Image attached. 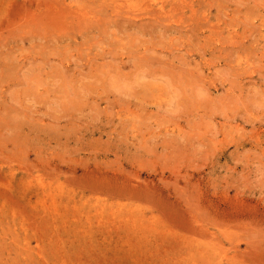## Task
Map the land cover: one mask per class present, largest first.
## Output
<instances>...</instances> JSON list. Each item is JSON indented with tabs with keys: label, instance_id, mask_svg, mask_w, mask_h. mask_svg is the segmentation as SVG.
Returning <instances> with one entry per match:
<instances>
[{
	"label": "rangeland",
	"instance_id": "1",
	"mask_svg": "<svg viewBox=\"0 0 264 264\" xmlns=\"http://www.w3.org/2000/svg\"><path fill=\"white\" fill-rule=\"evenodd\" d=\"M155 1L0 0V264H264V0Z\"/></svg>",
	"mask_w": 264,
	"mask_h": 264
},
{
	"label": "bare ground",
	"instance_id": "2",
	"mask_svg": "<svg viewBox=\"0 0 264 264\" xmlns=\"http://www.w3.org/2000/svg\"><path fill=\"white\" fill-rule=\"evenodd\" d=\"M107 1V0H106ZM119 1V0H118ZM123 1V0H122ZM155 1V0H154ZM184 2H186V0H183ZM194 1V0H193ZM156 2V1H155ZM189 2V1H188ZM171 4H173V3H175V2H170ZM169 4V0H160L159 2H157V3H155V5L156 6H159L160 8L158 9L159 11H162V13L163 12H165L166 10H165V8L167 7V5ZM178 4V3H177ZM181 4V3H180ZM198 4H199V2H198ZM126 5V4H125ZM191 5V4H190ZM109 6V5H108ZM112 5H110V8L112 9V10H114V12H117V10L115 11V7H111ZM185 6V5H184ZM116 7H117V5H116ZM171 7V6H170ZM109 8V7H108ZM173 7H171V9H172ZM121 9H122V7H121ZM120 9V10H121ZM124 9V8H123ZM123 9H122V12H124V13H127V14H129V12H127V11H123ZM154 9V8H153ZM182 9V8H181ZM194 9V8H193ZM165 10V11H164ZM196 10V9H195ZM174 11V10H173ZM175 11H177V9L175 10ZM121 12V11H120ZM149 13H152V11H148ZM154 12V11H153ZM158 12V11H157ZM168 12V11H167ZM118 13V12H117ZM179 13V12H178ZM178 13H174V15L175 14H178ZM131 14V13H130ZM135 14V13H134ZM139 14H143V13H139ZM154 14V13H153ZM190 14V13H189ZM119 15V14H118ZM136 16L138 15V14H135ZM158 15V14H157ZM162 15V14H161ZM179 15V14H178ZM160 16V15H159ZM158 16V17H159ZM96 17V16H95ZM163 17V16H162ZM164 17H166V16H164ZM150 19H151V21H152V18L151 17H149ZM181 18H183V17H181ZM194 18V17H193ZM166 19H167V17H166ZM168 19H169V17H168ZM184 20H185V18H183ZM182 19V20H183ZM133 20V19H132ZM131 20V21H132ZM141 20V19H140ZM147 20V19H146ZM146 20H141V22H145ZM158 20H160V19H158ZM183 20V21H184ZM188 20V19H187ZM129 21V20H128ZM150 21V20H149ZM162 21V20H161ZM175 21V20H174ZM99 22V21H98ZM140 22V21H139ZM156 22V21H155ZM158 22V21H157ZM185 22H186V20H185ZM138 24V23H137ZM142 24V23H141ZM147 24V23H146ZM145 24V25H146ZM151 24V23H150ZM160 24V26L162 25V26H164L163 25V23H159ZM188 25V24H187ZM150 26V25H149ZM173 27V26H172ZM172 27H170V28H172ZM180 27H182V26H180ZM184 28V27H183ZM186 28V27H185ZM192 29L194 28V27H191ZM190 28V29H191ZM182 29V28H181ZM187 29V28H186ZM189 31V30H188ZM213 31V30H212ZM190 32H192V31H190ZM96 180V179H95ZM97 181V180H96ZM96 183V182H95ZM98 183H99V181H98ZM97 184V183H96ZM117 184V183H116ZM90 185V184H89ZM118 185V184H117ZM92 188H93V186H92ZM121 188V187H120ZM98 189V188H97ZM96 189L94 188V191H95ZM99 190V189H98ZM107 191V190H106ZM108 191H110V192H113L114 194L116 193V189L115 188H110L109 187V190ZM133 191V190H132ZM143 191V190H142ZM145 191V190H144ZM98 192V191H97ZM109 192V193H110ZM105 193V192H104ZM129 193H130V191H128V196H129ZM139 193V192H138ZM106 194H108V192L106 193ZM120 194V192L117 194V195H119ZM133 194V193H132ZM140 194H142V193H140ZM144 194V193H143ZM143 194H142V197H143ZM146 194V193H145ZM147 194H148V192H147ZM110 196V195H109ZM126 196V195H125ZM127 196V197H128ZM140 196V195H139ZM145 196V195H144ZM147 196V195H146ZM145 196V197H146ZM113 197V196H112ZM149 197V196H148ZM118 198V197H117ZM130 198H131V196H130ZM150 198V197H149ZM133 199V198H132ZM119 206L120 205H118V210H119ZM158 207H159V205H158ZM166 207V206H165ZM117 210V209H116ZM159 210V209H158ZM143 217V216H142ZM137 218V217H136ZM140 219V218H139ZM141 220V219H140ZM141 222V221H140ZM133 223V222H132ZM136 224V223H135ZM129 225V224H128Z\"/></svg>",
	"mask_w": 264,
	"mask_h": 264
}]
</instances>
